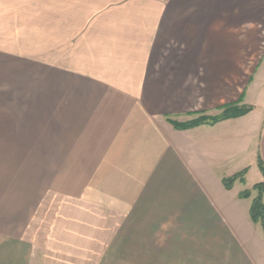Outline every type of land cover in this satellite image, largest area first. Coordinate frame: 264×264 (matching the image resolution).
Here are the masks:
<instances>
[{
	"label": "crops",
	"instance_id": "crops-1",
	"mask_svg": "<svg viewBox=\"0 0 264 264\" xmlns=\"http://www.w3.org/2000/svg\"><path fill=\"white\" fill-rule=\"evenodd\" d=\"M250 14L264 0H0V264H264ZM233 105L253 110L174 125Z\"/></svg>",
	"mask_w": 264,
	"mask_h": 264
},
{
	"label": "trees",
	"instance_id": "trees-1",
	"mask_svg": "<svg viewBox=\"0 0 264 264\" xmlns=\"http://www.w3.org/2000/svg\"><path fill=\"white\" fill-rule=\"evenodd\" d=\"M252 110H253L252 107L233 105V106L226 107L223 113L219 116H215V117L202 116L199 119L191 121V122H187L183 124L174 123V125L176 126L177 129H181V130H187V129L194 128V127L204 125V124L215 125L224 120L235 119V118L245 116L249 114L250 112H252ZM258 163H259V167L261 171H264V164L260 156L258 158ZM246 173H247V170L241 173H238L230 178H225L224 185L226 189L230 190L233 187L234 183L238 180L244 183ZM253 190L257 191V196L253 200V204L250 210L251 219L253 220L255 224H260L264 230V199H263L264 183H259L255 185L253 187ZM251 195H252L251 191H246L242 193L240 197L250 198Z\"/></svg>",
	"mask_w": 264,
	"mask_h": 264
},
{
	"label": "rangeland",
	"instance_id": "rangeland-1",
	"mask_svg": "<svg viewBox=\"0 0 264 264\" xmlns=\"http://www.w3.org/2000/svg\"><path fill=\"white\" fill-rule=\"evenodd\" d=\"M245 22H249L250 42L249 50L245 52L244 57L251 60V62H255L264 52V14L263 16L250 14V18ZM257 40L260 48L255 47L256 43H258Z\"/></svg>",
	"mask_w": 264,
	"mask_h": 264
}]
</instances>
